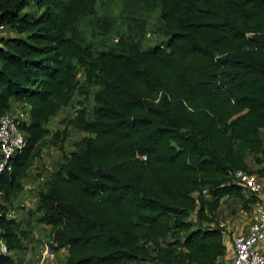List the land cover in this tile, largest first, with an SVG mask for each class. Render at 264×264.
I'll return each mask as SVG.
<instances>
[{"label": "trees", "instance_id": "obj_1", "mask_svg": "<svg viewBox=\"0 0 264 264\" xmlns=\"http://www.w3.org/2000/svg\"><path fill=\"white\" fill-rule=\"evenodd\" d=\"M157 2L162 41L143 49V23L95 52L76 27L95 0H0V25L16 34L0 37V115L29 106L2 194L19 186L48 119L96 88L92 108L66 120L85 135L38 193L39 221L64 264H216L222 230L200 223L245 190L226 169L263 175L245 153L263 164L264 0ZM30 3L35 16L22 12ZM18 234L1 216L9 250Z\"/></svg>", "mask_w": 264, "mask_h": 264}, {"label": "rangeland", "instance_id": "obj_2", "mask_svg": "<svg viewBox=\"0 0 264 264\" xmlns=\"http://www.w3.org/2000/svg\"><path fill=\"white\" fill-rule=\"evenodd\" d=\"M23 13L35 16L38 9L33 4H28ZM159 5L157 0H95L94 13L81 18L77 24V30L84 41L89 43L95 52L114 47L121 35H132L137 32L138 25H145V34L141 47L148 48L162 41L161 34L155 30ZM14 34L8 27L0 30V37ZM23 37V35H18ZM77 81H81V73H77ZM85 91H76L67 106L60 107L44 125L45 135L36 144L33 154L22 173L19 186L10 190L7 195L0 192V212L10 213L11 219L17 224L20 234L19 248L10 250L13 264H34L35 254L40 243L47 238L49 227L39 221L42 214L36 210L38 193L47 190L49 175L62 164V155L76 149L77 142L85 135L82 131L66 125V120L72 118L79 108L89 111L93 106L92 93L95 87L85 88ZM19 107V106H15ZM14 107V108H15ZM13 108V109H14ZM20 111L23 114L24 110ZM55 131L58 134H54ZM264 141V129H262ZM254 154L245 153V162L250 171L264 170L263 164H257ZM262 177L264 178V171ZM250 194L244 190L240 197H223L219 200L217 208L213 212H205L203 227H218L222 230L223 243L229 246L231 235L240 232L249 222ZM253 202L264 203V179L263 190L258 198L253 197ZM197 223V222H196ZM181 236V234H179ZM166 241H170L169 237ZM65 251H58L52 261L47 264H64Z\"/></svg>", "mask_w": 264, "mask_h": 264}, {"label": "built area", "instance_id": "obj_3", "mask_svg": "<svg viewBox=\"0 0 264 264\" xmlns=\"http://www.w3.org/2000/svg\"><path fill=\"white\" fill-rule=\"evenodd\" d=\"M4 27L0 25V30ZM9 109L0 115V173L10 169V161L24 146L25 138L21 131V125L29 120V106ZM143 160L144 157L140 156ZM230 182L243 187L250 195L258 198L263 190V177L255 173H249L242 169L228 168L225 171ZM201 194L206 196L205 189ZM250 219L247 225L237 233L231 235L229 246L224 244V254L216 264H264V203L250 204ZM11 219L10 213L0 212V217ZM50 237L45 238L35 254L34 264H47L55 257L52 250ZM10 255V250L0 237V256Z\"/></svg>", "mask_w": 264, "mask_h": 264}, {"label": "crops", "instance_id": "obj_4", "mask_svg": "<svg viewBox=\"0 0 264 264\" xmlns=\"http://www.w3.org/2000/svg\"><path fill=\"white\" fill-rule=\"evenodd\" d=\"M262 129H264V128H262ZM261 132H262V130H261Z\"/></svg>", "mask_w": 264, "mask_h": 264}]
</instances>
